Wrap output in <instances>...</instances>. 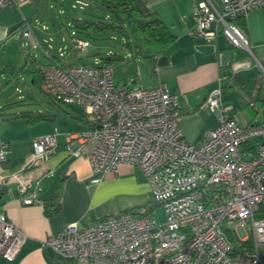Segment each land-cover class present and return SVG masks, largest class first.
<instances>
[{
  "label": "built area",
  "instance_id": "2783aa9c",
  "mask_svg": "<svg viewBox=\"0 0 264 264\" xmlns=\"http://www.w3.org/2000/svg\"><path fill=\"white\" fill-rule=\"evenodd\" d=\"M21 1L0 0V10ZM77 4L79 10L87 6L82 1ZM260 9L264 0H199L193 4L192 33L208 40L222 35L232 47L249 54L264 76V65L253 55L247 34L238 24ZM18 34L33 48L42 49L48 59L40 69L46 92L66 106L83 109L88 130L65 135L71 156L85 158L94 175L115 174L124 165L139 169L150 197L163 210L161 223L151 215L119 213L83 228L69 224L44 242L60 261L264 264V122L242 125L231 107L224 105L218 84L205 102L218 113V124L199 143H189L179 126L178 98L165 84L118 88L113 63L65 65L67 49L60 48L53 57L26 20ZM70 37L76 52L89 46L74 31ZM56 137L34 139L28 164L46 158ZM8 154L9 144L0 140V164ZM13 176L21 201L41 205L40 189L30 191L18 175ZM233 230L239 241H232ZM26 238L0 213V259L13 262Z\"/></svg>",
  "mask_w": 264,
  "mask_h": 264
},
{
  "label": "crops",
  "instance_id": "0c3cea01",
  "mask_svg": "<svg viewBox=\"0 0 264 264\" xmlns=\"http://www.w3.org/2000/svg\"><path fill=\"white\" fill-rule=\"evenodd\" d=\"M45 1L23 0L3 7L0 10V44L6 37L13 38L15 35L16 39L23 38L18 32L21 23L26 20L34 28V34L44 50L48 49V45L55 57L59 49L65 47L68 55L72 51L73 39L70 37L71 44L67 47L63 44L64 38L57 41L53 37L58 36L60 31L54 28L52 17V29L42 24L46 21L43 17ZM137 1L143 13H155L174 36L162 53L129 61L137 67H142L143 62L146 64L144 70L149 77L148 84L138 88L148 89L158 83L165 84L169 92L178 98L181 113L179 126L184 139L189 143H199L218 124V113L205 104L209 91L220 84L224 105L231 107L234 114L231 101L251 97L256 86L248 90L245 84L252 76L260 77L261 71L249 54L232 47L222 35L208 40L192 33L193 4L199 0ZM242 22L253 55L264 65V11H252ZM42 27H47V30ZM24 39L28 46L35 49L27 38ZM26 56L30 63L35 61L30 60V53ZM42 62H48V59L44 57ZM138 81L139 77H135L132 83ZM70 110L73 115L85 119L78 107L68 108L61 118L53 113H44L51 118L33 124L25 119L19 120L21 118L16 119L18 121L5 120L3 116L7 112H0V140L9 144L7 160L0 164V213L27 237L14 264H63L44 245L49 237L58 235L69 224L83 228L105 217L140 208L150 198L148 184L139 169L124 165L115 174L94 175L85 158L71 156L65 135L85 132L89 125L74 119L69 114ZM250 114L253 118L257 116V112ZM253 121L264 122V116L261 121L249 120L245 124ZM50 134L57 135L55 147L46 158L28 164L33 140ZM13 175H18L22 183L28 184L30 191L40 189L38 198L42 201L41 205L21 201L19 183ZM95 179L98 181L94 182ZM57 192L60 210L49 217L45 214L44 205L53 200Z\"/></svg>",
  "mask_w": 264,
  "mask_h": 264
},
{
  "label": "rangeland",
  "instance_id": "374dc122",
  "mask_svg": "<svg viewBox=\"0 0 264 264\" xmlns=\"http://www.w3.org/2000/svg\"><path fill=\"white\" fill-rule=\"evenodd\" d=\"M75 1L76 0H46L43 4V17L46 18L47 22H42V24L52 29V25L50 24L52 17V21L55 24L54 28L60 31L58 36L53 35V37L57 41L58 38H64L65 41L63 44L67 47L71 44L70 36L72 29L70 28V24L72 18L78 17L84 19L88 17L86 14L87 11L79 10V6ZM72 6H75L76 9L72 8ZM259 11H264V9H260ZM16 37L17 36L13 38L6 37L4 42L0 44V71L3 69L6 70L0 72V112H7L3 117L8 121H18L13 115L26 111H38L43 114L53 113L61 118L68 108L65 106H63L64 108L55 106L52 100L48 101V97L44 91L41 90L39 84L32 82L31 75L28 72L20 70L24 67L28 69L37 67L31 59L36 62H42L44 60L43 50L40 48L32 49L31 46H28L24 38L16 39ZM83 39L89 42V46L84 52L72 50L63 60L65 65L95 66L102 63L101 59L96 56L97 54H102L103 56L115 54L125 59L117 60L113 63L115 82L118 88L134 89L138 88V86H146L148 84L149 77L144 70L146 69V64L143 62L142 67H140V65L137 67L134 64H130L129 55L123 47L121 38L117 35L97 34ZM26 53H30L31 63L27 61ZM256 68L258 72V67ZM135 77H139V81L133 84L132 82L135 80ZM262 86H264V83H262ZM257 91L256 87L254 94L246 98L248 102L253 104V110L251 111L248 110L238 98L231 101L234 108L233 113L242 125H245L249 120L261 121L262 116H264V103L257 100ZM259 98H264V88H261ZM80 109L81 112H83V109ZM251 112H257V116L255 118L251 117ZM19 120L24 121V119ZM16 123L19 124V122ZM25 125L27 126L26 121ZM32 156L33 152L30 158ZM149 205L153 206L150 214L152 218L158 223L163 222V210L151 197L142 207ZM232 234V241H239L240 236L238 232L233 230Z\"/></svg>",
  "mask_w": 264,
  "mask_h": 264
},
{
  "label": "trees",
  "instance_id": "16d2710c",
  "mask_svg": "<svg viewBox=\"0 0 264 264\" xmlns=\"http://www.w3.org/2000/svg\"><path fill=\"white\" fill-rule=\"evenodd\" d=\"M87 4V6L81 11H87V18L80 19L78 17L72 18L70 28L76 33L77 38L79 36L90 37L91 35L97 34H112L117 35L123 42V47L129 55V61H135L136 58H149L153 55L162 53L168 45L174 40V36L169 33L160 18L155 13H143L139 7L137 0H79ZM85 11V12H86ZM243 20H240L238 24L243 27ZM80 39H83L80 37ZM85 40V39H83ZM104 63H114L117 60H125L118 55L109 54L102 55L97 54ZM28 61V57L26 56ZM37 67L26 69L25 67L20 69L22 71L31 74L32 82L39 84L41 90L44 91L48 97V101L52 100L54 104L60 107H67L56 99H54L46 90L43 88L40 69L47 62H36L33 61ZM1 71H6L5 69ZM0 71V72H1ZM264 83V76L256 77L252 76L245 84V88L253 90L257 87V100L264 102V98H259L261 88ZM247 86V87H246ZM240 102L247 107L248 110H253V104L245 100ZM16 104V103H14ZM19 104V103H18ZM252 104V106H251ZM256 114V112H251ZM69 114L76 120H80L88 124L84 118L75 116L71 110ZM253 114V115H254ZM13 115V114H12ZM16 119H25L27 123L33 124L38 121L49 120L48 117L38 112H19L13 115ZM89 125V124H88ZM59 192L56 193L53 200L45 203L44 209L47 216H54L58 214L60 210ZM153 206H145L137 209H131L124 213H130L133 215H150ZM248 245V244H247ZM0 264H14L0 259ZM63 264H77L76 262L64 261Z\"/></svg>",
  "mask_w": 264,
  "mask_h": 264
}]
</instances>
